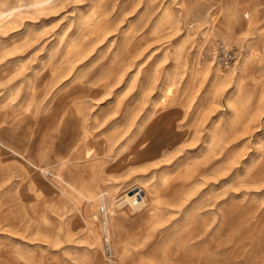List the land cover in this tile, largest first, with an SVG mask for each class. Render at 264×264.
Instances as JSON below:
<instances>
[{
    "label": "rangeland",
    "instance_id": "obj_1",
    "mask_svg": "<svg viewBox=\"0 0 264 264\" xmlns=\"http://www.w3.org/2000/svg\"><path fill=\"white\" fill-rule=\"evenodd\" d=\"M0 133V264H264V0H0Z\"/></svg>",
    "mask_w": 264,
    "mask_h": 264
},
{
    "label": "built area",
    "instance_id": "obj_2",
    "mask_svg": "<svg viewBox=\"0 0 264 264\" xmlns=\"http://www.w3.org/2000/svg\"><path fill=\"white\" fill-rule=\"evenodd\" d=\"M226 46L227 45L225 43H223V45L221 46L222 55L220 59L224 61L225 64L228 65L234 60L235 54L232 52V50L229 47Z\"/></svg>",
    "mask_w": 264,
    "mask_h": 264
},
{
    "label": "bare ground",
    "instance_id": "obj_3",
    "mask_svg": "<svg viewBox=\"0 0 264 264\" xmlns=\"http://www.w3.org/2000/svg\"><path fill=\"white\" fill-rule=\"evenodd\" d=\"M2 122H3V121H2ZM10 123H11V122H10ZM14 127H15V126H14ZM24 127H25V126H24ZM60 129H61V128H60ZM27 132H28V131H27ZM0 134H1V133H0ZM7 136H8V135H7ZM79 147H80V146H79ZM82 148H83V147H82ZM91 148H92V147H91ZM56 149H58V148H56ZM95 149H96V148H95ZM77 150H78V149H77ZM59 153H61V155H62V152H61V151H59ZM95 154H96V153H95ZM89 157H90V156H89ZM89 157H88V158H89ZM93 157H94V156H93ZM96 157H97V156H96ZM88 158H87V159H88ZM89 159H90V158H89ZM69 161H70V160H69ZM62 162H63V161H62ZM71 163H72V162H71ZM56 164H57V163H56ZM72 164H73V163H72ZM77 164H78V163H77ZM0 165H1V164H0ZM9 165H10V162H9ZM63 182H65V181H63ZM128 200H130V201H132V202H133V201L135 202V200H134L133 197H130ZM141 203H142V201H140V203H136V204H141ZM133 204H134V203H133ZM149 212H151V211H149ZM150 214H151V213H150ZM97 216H98V215H96V217H97ZM96 217H95V218H96ZM93 218H94V217H93ZM110 218H111V217H110ZM90 222H91V221H90ZM111 222H112V221H111ZM91 223H92V222H91ZM113 223H114V222H113ZM110 228H111V227H110ZM107 230H108V232H109L110 229L107 228ZM114 231H115V230H114ZM105 233H106V232H105ZM108 234H109V233H108ZM112 237H113V235H112ZM186 238H187V236H186ZM188 238H189V237H188ZM183 241H184V240H183ZM185 242H186V241H185ZM166 250H167V249H166ZM155 255H156V254H155ZM166 257H167V255H166ZM169 257H170V256H169ZM115 258H116V257H115ZM156 259H158V258H156ZM172 259H173V258H172ZM157 261H158V260H157ZM158 262H159V261H158ZM171 263H172V262H171ZM165 264H166V263H165ZM168 264H169V263H168Z\"/></svg>",
    "mask_w": 264,
    "mask_h": 264
}]
</instances>
